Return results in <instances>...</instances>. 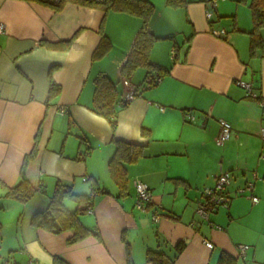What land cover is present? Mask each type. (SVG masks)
<instances>
[{
  "label": "crops",
  "instance_id": "0c3cea01",
  "mask_svg": "<svg viewBox=\"0 0 264 264\" xmlns=\"http://www.w3.org/2000/svg\"><path fill=\"white\" fill-rule=\"evenodd\" d=\"M149 1L154 8L148 29L162 37L153 44L150 61L166 72L118 110L113 131L91 108L94 78L103 73L118 81L119 98L126 83L140 86L145 68L129 77L120 70L142 18L70 0L59 9L38 0H0L6 28L0 34V263L52 264L59 255L69 264H151L146 249L157 248L160 238L167 247L184 240L174 264H216L220 250L246 264L248 251L257 255L264 245L252 231L264 217V48L250 52V0H217L211 22L204 15L206 0L178 6ZM102 19L108 42L94 58ZM210 27L226 33L215 37ZM261 36L264 40V28ZM237 80L250 84V93ZM52 85L59 89L48 99ZM219 118L231 123L222 144ZM115 140L142 146V154L125 164L122 187L108 169ZM22 167L35 189L24 203L4 196L1 187L14 185ZM221 170L233 175L229 204L216 208L209 221L201 220L196 202ZM136 179L150 189L149 209L134 205ZM247 181L254 183L252 192L238 194ZM57 182L89 196L96 187L81 221L97 235L69 242L71 230L53 233L30 223L33 213L48 206ZM153 209L161 214L158 220ZM238 244L248 246L244 262Z\"/></svg>",
  "mask_w": 264,
  "mask_h": 264
},
{
  "label": "trees",
  "instance_id": "16d2710c",
  "mask_svg": "<svg viewBox=\"0 0 264 264\" xmlns=\"http://www.w3.org/2000/svg\"><path fill=\"white\" fill-rule=\"evenodd\" d=\"M70 1L82 5L99 7L104 13L109 10H120L141 17L143 20L142 25L134 35L130 50L122 64L120 73L123 77H129L139 67L146 69L144 80L140 83L139 87L134 88L133 96L138 93V89H142L140 87H149L157 83L156 77L162 76L166 70L150 61L152 46L157 40L162 39V37L154 35L148 29V19L154 8L149 0H104L99 3L87 0ZM167 3L171 6H178L184 3V0H167ZM62 4L63 0L57 5L51 6L59 9ZM248 6L251 10L252 17V28L248 32L250 36L249 48L250 52L254 54L257 49L264 48V40H262L261 36V29L264 28V0H250ZM103 21L104 19H102L100 27L101 42L93 52L94 58L99 57L106 51L105 47L108 41L103 34ZM72 38L65 43H69ZM58 89V86L52 85L48 99L54 98ZM125 104L126 102H122L121 98H119L118 81L112 80L103 73L94 78L91 108L109 120L113 131L116 128L118 110ZM86 149L89 151V148L86 147ZM33 154L34 151L24 159V166L26 160L31 158ZM141 154L142 146L140 144L115 140V149L108 160V169L119 187L126 184L125 164L135 161ZM1 187L4 189V196L21 203L26 202L35 191L25 175L24 167H22L19 179L14 185L6 186L1 184ZM92 190L97 191L96 187L92 188ZM68 202H73L74 207L70 208ZM150 206L151 201L146 209H149ZM91 208V196L74 192L70 184L57 182L50 196L48 206L42 211L33 213L30 217V223L35 227H41L53 233L71 230L72 234L68 238V241L75 242L90 233L98 234L95 228L87 227L81 221V216ZM155 213L159 212L153 209L152 215ZM184 245V240H180L172 247H167L166 241L158 238L157 248L146 249V261L151 264H174L176 256L184 248ZM237 259L236 256L229 252L220 250L216 264H237ZM52 260V264H69L59 255H54Z\"/></svg>",
  "mask_w": 264,
  "mask_h": 264
},
{
  "label": "built area",
  "instance_id": "2783aa9c",
  "mask_svg": "<svg viewBox=\"0 0 264 264\" xmlns=\"http://www.w3.org/2000/svg\"><path fill=\"white\" fill-rule=\"evenodd\" d=\"M39 2L48 4V5H57L62 0H38ZM90 2H103L104 0H87ZM205 10L204 15L207 21L211 22L215 17V11L217 6V0H206L205 1ZM5 25L0 21V34L5 31ZM210 33L215 37H220L226 33V30L224 28H215L210 27ZM174 54V51H172V55ZM160 80V76L156 77V82ZM237 83L240 84L243 87L248 88V93H250V84L243 82L241 80H237ZM128 90L121 98L122 102H127L134 93V89L131 88L129 85ZM65 111V107L61 106L59 108V112L63 113ZM188 120L193 121L194 115L190 113L189 111L185 113ZM219 123V133L217 136V142L219 144L224 143L231 134V123L228 120H225L223 118L218 119ZM260 135L262 138H264V128H261ZM88 153V150L84 148L83 150L79 151V156L84 157ZM233 178L232 172L229 170H221L218 175L216 176V180L214 185L212 186H205L201 190L200 198L196 202L195 206V212L196 215L201 220H210V215L212 212L215 211L216 208L220 206H228L230 196L228 193V185L230 184L231 180ZM134 187H135V202L134 205L139 209H146L147 205L151 201V192L148 187V185L142 181L141 179H136L134 181ZM254 187V183L252 181H247L241 188L237 190V193L242 195L245 190L252 192ZM94 191L91 193V197L94 195ZM249 197L253 202L258 201V197L256 195H253L252 193L249 194ZM91 210V209H90ZM160 213H155L152 215V218L154 220H158L160 218ZM206 246L212 247V242L205 240L204 241ZM246 244H238V253L239 255L244 258L245 252L247 249ZM0 264H9L7 260L1 261ZM32 264H42L40 262H34Z\"/></svg>",
  "mask_w": 264,
  "mask_h": 264
},
{
  "label": "rangeland",
  "instance_id": "374dc122",
  "mask_svg": "<svg viewBox=\"0 0 264 264\" xmlns=\"http://www.w3.org/2000/svg\"><path fill=\"white\" fill-rule=\"evenodd\" d=\"M253 225V233L264 238V217L261 219L260 217L257 218ZM258 248L259 253L257 255H253L252 249L248 251L246 264H264V245H259ZM239 262H244L241 256L239 257Z\"/></svg>",
  "mask_w": 264,
  "mask_h": 264
}]
</instances>
